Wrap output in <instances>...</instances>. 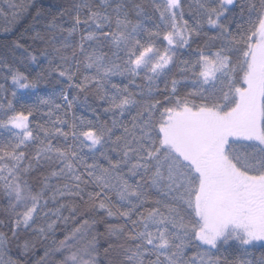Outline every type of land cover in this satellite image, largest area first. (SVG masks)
Returning a JSON list of instances; mask_svg holds the SVG:
<instances>
[{"label":"snow or ice","instance_id":"obj_1","mask_svg":"<svg viewBox=\"0 0 264 264\" xmlns=\"http://www.w3.org/2000/svg\"><path fill=\"white\" fill-rule=\"evenodd\" d=\"M0 22V264H264V0Z\"/></svg>","mask_w":264,"mask_h":264},{"label":"trees","instance_id":"obj_2","mask_svg":"<svg viewBox=\"0 0 264 264\" xmlns=\"http://www.w3.org/2000/svg\"><path fill=\"white\" fill-rule=\"evenodd\" d=\"M0 26H3V25H2V22H0ZM21 27H23V25H21ZM2 38H3V34L0 33V39H2Z\"/></svg>","mask_w":264,"mask_h":264}]
</instances>
